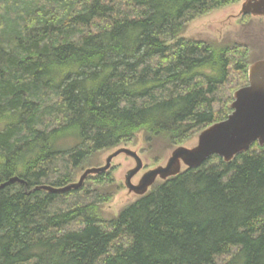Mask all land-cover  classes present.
I'll return each instance as SVG.
<instances>
[{
  "label": "trees",
  "instance_id": "16d2710c",
  "mask_svg": "<svg viewBox=\"0 0 264 264\" xmlns=\"http://www.w3.org/2000/svg\"><path fill=\"white\" fill-rule=\"evenodd\" d=\"M239 2L0 0V185L24 181L0 189V264H264V144L157 181L109 218L124 188L113 166L33 191L139 139L149 158L155 139L172 150L224 121L230 52L248 83L249 48L183 34Z\"/></svg>",
  "mask_w": 264,
  "mask_h": 264
},
{
  "label": "water",
  "instance_id": "95a60500",
  "mask_svg": "<svg viewBox=\"0 0 264 264\" xmlns=\"http://www.w3.org/2000/svg\"><path fill=\"white\" fill-rule=\"evenodd\" d=\"M241 14L264 16V0H247L241 5ZM248 84L234 92L229 108L232 112L221 122L211 124L202 130L196 144L190 148L179 146L170 151L164 164H158L144 172L136 184L132 179L142 170L143 163L138 149L121 147L111 151L99 167L84 169L75 183L56 188L39 185L33 191L64 193L82 187L88 176L105 173L112 168V162L120 155L134 161V167L127 172L124 187L128 193L137 197L145 195L157 181H165L177 176L183 169H197L209 158L220 157L231 162L237 154L245 153L254 143L264 144V60L256 61L248 67ZM183 167V169H182ZM24 181L13 177L0 185V189L13 183Z\"/></svg>",
  "mask_w": 264,
  "mask_h": 264
},
{
  "label": "rangeland",
  "instance_id": "374dc122",
  "mask_svg": "<svg viewBox=\"0 0 264 264\" xmlns=\"http://www.w3.org/2000/svg\"><path fill=\"white\" fill-rule=\"evenodd\" d=\"M245 1L247 0H240V2L234 6L216 11L206 17L192 22L186 29L183 36L226 46L230 45V48L232 45L247 46L249 49H247L245 60L243 61L247 63V67L256 61L264 60V16H252L250 13L242 15L240 12L241 5ZM239 60H241V56L239 54L230 52L229 78L216 94L217 102L213 106V110L215 112L219 111L225 102L233 99L234 91L248 84L247 81L243 82L240 79L239 74L233 70V66ZM197 136L184 146L188 148L194 146L196 144ZM141 142L142 141L139 139L136 146L129 147L131 150L138 149V154L143 163L142 170L132 179L133 184H136L139 181L144 172L156 166L151 163V158L154 154L157 157H160L164 153L163 159L159 163L162 165L165 163L171 151L165 147L166 144L163 139H155L150 143L151 152L149 154V159L148 157L146 158L143 156V154H140ZM252 150L258 152L256 148H253ZM109 153H105L100 156L99 162L101 164L104 163V160ZM97 158L98 157L94 159V163L97 162ZM210 163L213 164L212 161ZM112 166L114 167V177L116 181L123 185L127 172L134 167V161L125 155H120L113 160ZM47 173L50 180L57 177L55 172L50 171ZM136 198L137 196L132 193H128L124 187L116 195L113 202L104 209V217L109 218L111 215L117 214L121 208L135 201ZM122 245L125 246L124 243H122ZM226 259L228 258H225V260Z\"/></svg>",
  "mask_w": 264,
  "mask_h": 264
},
{
  "label": "bare ground",
  "instance_id": "6f19581e",
  "mask_svg": "<svg viewBox=\"0 0 264 264\" xmlns=\"http://www.w3.org/2000/svg\"><path fill=\"white\" fill-rule=\"evenodd\" d=\"M20 257V256H19Z\"/></svg>",
  "mask_w": 264,
  "mask_h": 264
}]
</instances>
